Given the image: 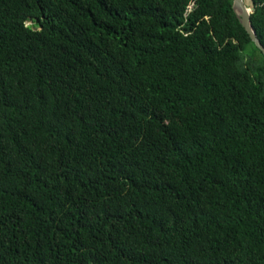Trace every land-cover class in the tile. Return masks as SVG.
I'll list each match as a JSON object with an SVG mask.
<instances>
[{"label": "trees", "instance_id": "trees-1", "mask_svg": "<svg viewBox=\"0 0 264 264\" xmlns=\"http://www.w3.org/2000/svg\"><path fill=\"white\" fill-rule=\"evenodd\" d=\"M232 1L0 0V264H264V57Z\"/></svg>", "mask_w": 264, "mask_h": 264}, {"label": "water", "instance_id": "water-1", "mask_svg": "<svg viewBox=\"0 0 264 264\" xmlns=\"http://www.w3.org/2000/svg\"><path fill=\"white\" fill-rule=\"evenodd\" d=\"M232 11L237 18L238 24L244 30L249 40L252 42V44L255 46L257 50H260V52L263 54V57H264V47L260 43L259 39H257V37L255 36V33L253 32L250 26V23H249L250 12L248 8H246L243 0H233L232 1ZM263 66H264V59H263Z\"/></svg>", "mask_w": 264, "mask_h": 264}, {"label": "rangeland", "instance_id": "rangeland-1", "mask_svg": "<svg viewBox=\"0 0 264 264\" xmlns=\"http://www.w3.org/2000/svg\"><path fill=\"white\" fill-rule=\"evenodd\" d=\"M27 24H30V22H27Z\"/></svg>", "mask_w": 264, "mask_h": 264}]
</instances>
